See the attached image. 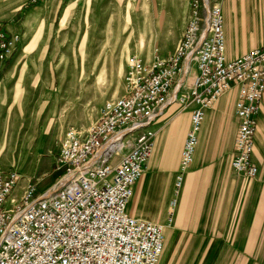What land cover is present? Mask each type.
Returning a JSON list of instances; mask_svg holds the SVG:
<instances>
[{"label":"built area","instance_id":"built-area-1","mask_svg":"<svg viewBox=\"0 0 264 264\" xmlns=\"http://www.w3.org/2000/svg\"><path fill=\"white\" fill-rule=\"evenodd\" d=\"M221 2L190 0L172 54L155 55L149 65L135 54L127 58L123 94L106 101L85 132L70 129L59 141L53 172L61 174L53 185L38 193L36 182L16 169L0 170V264H159L164 226L132 217L127 206L154 152V123L173 104L190 109L176 194L192 164L204 111L229 92L237 93L238 118L230 168L256 178L251 156L264 94V43L227 60ZM20 38L0 22V65ZM22 180L19 198L6 207Z\"/></svg>","mask_w":264,"mask_h":264},{"label":"crops","instance_id":"crops-1","mask_svg":"<svg viewBox=\"0 0 264 264\" xmlns=\"http://www.w3.org/2000/svg\"><path fill=\"white\" fill-rule=\"evenodd\" d=\"M103 1H112L117 6L128 0H41L34 4L32 0H0V22L9 33L17 32L21 36L10 62L0 65L3 119L12 109L14 117L21 119L30 102L31 87L41 79L46 81L45 74L41 73L52 70L50 64L12 61L16 57L17 60L39 57L54 32L70 25L72 18L79 17L83 9ZM132 1L133 7L138 8L131 15L137 14V21L145 19L144 31L140 34L147 44L149 41V46L158 45L161 51V39L176 29L171 46L158 56L172 54L188 22L190 0ZM221 10L225 11L223 32L227 59L242 56L264 43V0H222ZM153 60L148 57L146 65ZM225 95L206 109L193 161L184 175L186 184L178 210L180 191L176 194L172 188L189 129L190 109L182 111L179 105L173 104L154 123L157 132L154 152L145 173L133 187L127 212L134 218L164 226L159 264H264V94L251 156L258 169L254 180L239 176L230 168L238 128L234 110L237 93L233 92L231 104ZM221 99L224 104L220 112ZM41 100L38 97L33 102ZM185 113L188 116L184 125L178 128L177 121ZM35 117L36 111L32 114ZM171 140L175 143L169 147ZM52 166L53 156L41 162L36 175H43L42 170L51 173ZM18 172L23 178H35L33 171ZM24 184L22 180L14 188L8 207L17 201ZM36 184L39 191V181ZM172 200H175L174 208L170 205Z\"/></svg>","mask_w":264,"mask_h":264},{"label":"rangeland","instance_id":"rangeland-1","mask_svg":"<svg viewBox=\"0 0 264 264\" xmlns=\"http://www.w3.org/2000/svg\"><path fill=\"white\" fill-rule=\"evenodd\" d=\"M137 8L133 7L132 0L121 1L117 6L112 1H103L95 7H87L79 17L72 18L70 25L53 33L42 55L19 60L16 57L12 61L50 64L52 70L41 73L45 74L46 81L41 79L35 87H31L30 102L21 119L14 117L13 109L8 110L4 119L0 115V170L18 169L24 174L33 171L38 180L30 179L36 183L39 181L38 193L56 182L61 173L53 172L54 163L51 173L50 170L47 173L42 170L43 175H36L41 162L51 156L54 162L59 141L68 130L85 132L97 121L105 102L123 94L125 63L129 55H137L146 64L148 57L154 58L172 44L176 29L161 39V51L158 45L149 46V41L147 44L140 34L144 31L145 19L139 17L141 20L137 21L138 15H131ZM224 14L225 11L222 12L223 19ZM225 96L231 104L233 92ZM38 97L41 102L34 103ZM223 104L224 99H221L220 112ZM34 111L36 117L32 118ZM187 116L186 113L181 115L177 121L178 128L183 127ZM205 120L206 116L201 122L198 137ZM174 143L171 140L169 147ZM185 184L183 177L176 210L180 206ZM172 189L174 192V187Z\"/></svg>","mask_w":264,"mask_h":264}]
</instances>
